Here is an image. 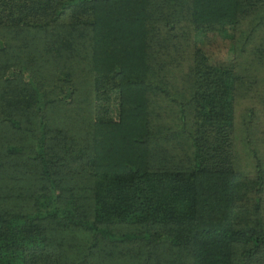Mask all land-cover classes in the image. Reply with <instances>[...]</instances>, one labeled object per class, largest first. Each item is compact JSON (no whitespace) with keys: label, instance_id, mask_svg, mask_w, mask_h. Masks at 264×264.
I'll use <instances>...</instances> for the list:
<instances>
[{"label":"trees","instance_id":"1","mask_svg":"<svg viewBox=\"0 0 264 264\" xmlns=\"http://www.w3.org/2000/svg\"><path fill=\"white\" fill-rule=\"evenodd\" d=\"M263 59L264 0H0V264H264Z\"/></svg>","mask_w":264,"mask_h":264},{"label":"rangeland","instance_id":"2","mask_svg":"<svg viewBox=\"0 0 264 264\" xmlns=\"http://www.w3.org/2000/svg\"><path fill=\"white\" fill-rule=\"evenodd\" d=\"M231 54L225 55L226 59H229ZM264 60V59H263ZM249 70L243 74H248ZM258 72L260 74L261 82H258L252 90V94L249 91H244L240 96L239 110H237V119H235L234 131H233V153L235 155L236 163L242 167H248L249 169L254 166L255 163L260 166L263 171L264 177V138L261 135L264 133V62L259 64ZM259 96V97H256ZM253 107V114L250 115L248 108ZM243 107V108H241ZM244 110L247 111L245 114ZM243 116L247 118H243ZM253 119L252 123L249 121ZM0 139L3 141H13L17 139L12 135L10 131L0 126ZM262 214L264 216V188L262 191L261 199Z\"/></svg>","mask_w":264,"mask_h":264}]
</instances>
